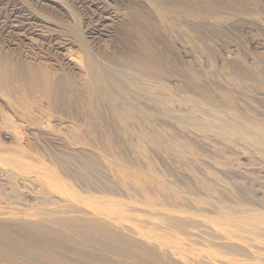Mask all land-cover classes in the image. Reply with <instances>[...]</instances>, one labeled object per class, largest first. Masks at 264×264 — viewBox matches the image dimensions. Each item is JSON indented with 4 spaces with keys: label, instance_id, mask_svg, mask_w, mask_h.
<instances>
[{
    "label": "bare ground",
    "instance_id": "6f19581e",
    "mask_svg": "<svg viewBox=\"0 0 264 264\" xmlns=\"http://www.w3.org/2000/svg\"><path fill=\"white\" fill-rule=\"evenodd\" d=\"M253 1L148 0L150 5L148 11L141 8L139 4L129 6L127 9V34L122 39L124 49L121 52L106 54L97 52L84 39L78 27L72 28V36L73 34L75 35L74 37L80 42L82 51L85 54L84 63H76L75 66V63L71 60L74 59L72 58L74 55L72 56L68 52L71 55L70 62L65 63L63 66L68 65V67L76 69L77 72H74V75L69 74L64 67L59 65L54 64L55 66H53L52 64V66H48V62V65L36 63L33 60L15 58L12 57L13 55H9L10 53L7 54V52L0 51V123L1 125L3 124L4 129L11 132L13 139L18 144L22 142L26 132L23 135L22 129L20 132L17 130L19 125L15 123V118L9 112H19L22 124L27 123L35 126V128L41 127L42 129L44 124L49 126L51 115L53 114L56 117L58 116L60 125L63 124V120L66 118L78 119L80 122L76 126L78 127L77 130H72V128V131L65 130L63 132L66 139L78 144L86 143L88 140L90 142L93 141L106 155L115 161H122V158L116 157L117 153L113 148L118 143L125 149L128 148L130 150L136 164L144 167L148 172L147 175H149L148 177L146 176V179H141L136 172H125L123 164L111 163L110 160H108L110 162L104 161L102 157L101 160L104 163L95 161L91 157H84L85 155L78 158V154H76L77 156L70 154L68 158L64 159L61 155L50 153L47 154V157L49 156L52 166H49L46 163H41L42 158L39 162L35 157H31L30 153L19 150L20 148L11 151V160L16 162L11 166L9 165L11 169L21 170V172H24L22 174L25 175L29 174L31 170L30 174L36 175L35 178L38 184L41 187H46L45 189H43L44 187L40 189L41 192L44 190L42 192L44 197L41 195L43 204L52 203L53 201L51 202L48 199L50 195L55 194L54 196H56L57 200L66 205L54 210L36 211L38 212L37 215L42 211L44 214L78 213L81 215L71 218H55V216L50 219L46 218V220H40L41 218L32 220L31 217L33 215L29 214V218H17L23 223L16 225V227L19 226L26 232L39 229L46 230V234L52 236L53 241L64 244H60L62 247H56L52 250V253L35 246L30 237L12 238L8 231L11 230L13 224L1 226L0 263L17 264L18 261L16 259H20V262L25 264H114L110 259L112 256L134 259L138 264H213L210 263L211 255H205L194 248V250H181L182 246L180 247V244L171 242L173 237H171L170 242H167L163 236L160 237V235L156 234L155 230L153 231L156 233L151 230L153 233L150 232L151 234L149 235L144 233V229H139L135 222L147 223V221L138 219L137 217L141 216L140 214L139 216L136 213L135 215L132 214V217L136 216V219L129 217L131 214L128 216L129 213L127 211L133 213L136 210L143 213L147 212L146 215L148 214L150 217L158 219L169 218L178 233L184 235L192 243L193 241L194 243L196 242L195 237L200 236L194 233L193 230H199L201 227L204 230L205 227L210 229L209 233L214 231L215 233H213L218 239L244 240L242 234H237L240 226L232 223L234 220L228 217L227 219L214 222L216 223L214 226H210L211 224L209 225L207 222L197 223V225L192 223L191 219H187L188 217H184L175 211H163L164 209L167 210V208H176V204L181 202V198L185 197L181 193L188 194L195 202H197V199H194L195 193L191 187H186L184 191H177L168 187L162 177L155 174L154 168L150 163L149 151L150 149L159 150L163 130H167L175 137L188 142L192 148H195L192 141V129L186 128L178 132L173 123L161 121V113L162 111L170 110V99L176 101L178 107L188 111L193 105L205 103L209 101L208 99L212 100V95L205 89L198 87L199 97L194 99L191 96L192 91L189 85V88L186 87V89L181 91H174L166 83L167 81L179 76L195 86V81L205 76L204 71H196L190 64H186L182 71H177L175 66L168 61L165 47L162 49L161 46H156L148 34L164 36L167 46L173 36L183 40V43L187 44L193 58L197 62L204 57L212 58L213 49L209 44L208 38L203 35L207 29V20L218 18L225 12L236 13L246 10L248 4L253 3ZM210 16L212 18H209ZM74 23L78 26V19H75ZM65 54L63 53V55ZM36 56L38 57V55ZM33 57L35 56L33 55ZM232 100L231 97H227V103L230 107ZM42 103L46 106L43 107ZM37 109L41 112L40 117L38 116L39 114H35ZM189 111V114H193L192 111ZM49 112L50 114H48ZM37 113L39 112L37 111ZM58 128L52 129L56 130ZM56 135L58 136V134ZM4 136L6 135L4 134ZM35 150L37 151V149ZM174 151L176 158L181 164L180 167L182 169L187 168L181 163L183 159L182 150L178 148ZM6 152L8 151L6 150ZM45 155L43 154L44 157H46ZM52 167H55V169ZM57 171L73 179L85 190L94 187V185H102L103 188H106L105 191L112 195L113 187L111 186L114 185L105 184L104 182L103 185L102 183L104 175L110 182L112 180L109 177H111L115 180V185L118 183V186L126 188V196L132 203L125 204L124 201L120 202L122 199L118 200L119 203L111 198L95 194L88 195L86 198L82 197L81 199L77 194L78 192H75V188L73 189L66 181L58 178L59 172ZM199 183L203 184V182ZM3 200H6L7 204L10 203L0 193V203ZM72 202H85L88 210L84 212L81 209H77L80 206L75 207ZM137 204L144 205L152 210L143 211L145 207L143 209L141 207V210ZM222 213L224 212L222 211ZM243 214L245 218L242 220L244 222V231L259 237L261 230L259 226L253 223L259 218L257 217L258 214L251 211H246ZM133 220H135L133 223L135 226L125 225V223L133 225L131 223ZM43 221L51 222L55 227L50 231L45 228L46 225ZM150 223L156 224L155 220ZM222 225L231 226L236 233L226 231V229L223 230L225 226ZM141 227H143V224ZM160 230L163 229L161 228ZM200 230L203 229L201 228ZM126 232H132L134 235ZM160 233L163 232L161 231ZM204 233L206 232L204 231ZM136 235H142L145 238L140 236V238H143L140 239ZM181 235L178 236L180 237ZM178 236L176 235V237ZM199 240L202 241V239ZM204 245L207 247V243ZM64 246L70 255H64L62 251ZM226 246L236 249L235 251H246L253 256L252 258L257 261V264H264V246L259 243L254 245V248L263 251L260 253L253 251L252 248H244L238 243L231 242L226 244ZM175 256L180 258L187 256L188 260L181 263L174 258ZM236 262V260H230L231 264ZM243 262L245 261L243 260ZM224 264L229 263L225 262Z\"/></svg>",
    "mask_w": 264,
    "mask_h": 264
},
{
    "label": "rangeland",
    "instance_id": "374dc122",
    "mask_svg": "<svg viewBox=\"0 0 264 264\" xmlns=\"http://www.w3.org/2000/svg\"><path fill=\"white\" fill-rule=\"evenodd\" d=\"M136 4H139L144 10L148 11L150 9L148 0H0V48L2 49L0 51L7 52V54L10 53L9 55H13L12 57L15 58L29 59L36 63H45L47 65L49 63L48 66L53 64V66L59 65L62 67H64L65 63L70 62L71 55L69 53H71L72 56L74 55L72 57L74 59L71 60L76 66V63H84L85 56L80 42L71 33L72 28L78 27L81 35L95 51L103 52V54L121 52L124 49L122 39L127 34V9L129 6ZM244 10L236 13L225 12L215 19L211 16L209 17L212 19L207 20V29L203 35L209 40V44L213 49V57H204L199 62L193 58L191 50H189L187 44L183 43V40L173 36L168 42L169 48L164 36L148 34L156 46H161L162 49L165 47L167 59L175 66L177 71H182L186 64H190L196 71H204L205 76L197 79L195 86L179 76L167 81L166 83L174 91H181L186 89V87H190L192 98L198 99L199 87L212 95V100L208 99L209 101L193 105L192 108L188 109L193 114H189L188 111L178 107L173 99L169 100L170 110L162 111L161 113V121L173 123L178 132L186 128L192 129V141L195 148H192L188 142L175 137L167 130H163L162 138L160 139L161 147L158 151L153 149L149 151L150 163L154 168L155 174L161 176L168 187L177 191H184L186 187H191L194 189V199H197V202H195L188 194L181 193L185 196L180 200L183 204L179 202L176 204V208L162 210L175 211L184 217H188L187 219H191L194 224L207 222L209 225L211 224L210 226H214L216 224L214 222L227 219L228 217L234 220L232 223L240 226L237 234H242L244 240L218 239L214 231V233L211 231L209 233L210 229L205 227L204 230L201 227L203 230H200L201 228L199 229L200 231L193 230L194 233L200 236L195 237L196 242L194 243L193 241L192 243L184 235L178 233L169 218L158 219L150 217L148 214L146 215L147 212L143 213L138 210L133 211V213L127 211L129 213L128 216L131 214L129 217H132V214L135 215V213L137 216L140 214L141 216L137 218L143 219L147 223L135 222V220L131 223L135 222L139 229H144V233L149 235L157 232L156 234L160 235V237L163 236L167 242H170L171 237H173L171 242L180 244L179 246H182L181 250L195 249L205 255H211L210 263L213 264H224L225 262L231 264L230 260H236L235 264H257V261L252 258L253 256L250 253L240 250L235 251L236 249L226 246V244L231 242L238 243L244 248H252L257 253L263 251L254 248V245L259 243L264 246V0H254ZM75 19H78V26L74 23ZM63 53L66 54L63 55ZM64 68L65 71L72 75L77 72L76 69L68 67V65ZM228 96L233 99L231 107L227 103ZM42 104L40 105L46 106L44 103ZM9 114L15 118V123L19 125L17 130L20 132L22 129L23 135L26 132V136L24 135V139L18 144L13 139L11 132L4 129L3 124L1 125L0 123V193L5 196V199L7 198L10 201L9 204H7L6 200L0 203V212H2L0 213V227L5 224H13L8 233L14 239L24 236L30 237L35 246L52 253V250L56 247H62L60 245L62 243L53 241V237L46 234V230L39 229L26 232L21 227H16V225L23 223L18 220L19 217L29 218L30 216L28 215L31 214L33 215L31 217L32 220H38L37 218L46 220V218L50 219L55 216V218H71L81 215L78 213L44 214L43 211L37 215L38 212L36 211L54 210L66 205L59 202L54 196L55 194L50 195L48 199L51 202L55 201L54 204L53 202L43 204L42 196L44 197V195L42 192L44 190L41 192L40 189L42 187L45 189L46 187H41L38 184L35 178L36 175L30 174L31 170L26 176L22 174L24 172H21V170L11 169L10 166L16 163L11 160V151H15V149L18 150L20 148L19 150L30 153L31 157H35L39 162L42 158L41 163H46L49 166H52V163L49 161L47 154L61 155L64 159L68 158L70 154L74 156L78 154V158L85 155L84 157H91L101 163H104L102 160H110L111 163L123 164L125 172H136L141 179H146V176H149L144 167L136 164L130 150L128 148L125 149L118 143L113 148L117 153L116 157L122 158V161H115L106 155L93 141L90 142L88 140L86 143L78 144L66 139L63 132L72 128V130H77L78 127L76 126L80 122L78 119L66 118L63 120V124L60 125L58 116L56 117L53 114L51 115L49 126L44 124L42 129L41 127L35 128V126L27 123L22 124L19 112H9ZM35 114H39L38 116L40 117V110H35ZM52 128L58 129L53 130ZM7 148H10V150ZM178 148L183 152L181 163L187 168L182 169L178 158L175 156L174 150ZM100 152L101 154H99ZM42 153L44 155L46 153V157ZM52 168L55 169V167ZM131 168H134V170ZM58 178L66 181L73 189L75 188V192H78L77 194L81 199L82 197L86 198L88 195L95 194L111 198L116 202L122 199L120 202L124 201L125 204L132 203L126 196V188L118 186V183L115 185V180L111 177L109 179L112 181H108L106 175L102 178V183L115 186H111L113 187V193L110 192L113 196L107 193L105 191L106 188H103L102 185H94V187L85 190L73 179L60 172L58 173ZM199 182H203V184L201 185ZM72 203L75 204V207L80 206L77 209H81L84 212L88 210L85 202ZM140 205L137 204L140 209L145 207ZM146 210L151 211L152 209L145 207L143 211ZM246 211L258 214L257 217L259 218L253 223L259 226L261 230L259 237L244 231V222L242 220L245 219L243 213ZM132 218L136 219V216ZM156 219L160 220L162 224ZM154 220L156 224L150 223L152 224L150 225L149 222ZM43 223L47 226L45 228L50 231L55 227L51 222L43 221ZM141 223L143 227H141ZM135 224L125 223L127 226H135ZM151 226L152 228L150 229ZM222 226H225L223 230L226 229V231L236 233L231 226ZM161 228L163 230H160ZM166 229H169V232ZM161 231L163 233H160ZM126 233L133 234L132 232ZM176 235L181 236H178V238ZM140 236L145 238L142 235H136L137 238H140ZM176 239L180 240L177 241ZM199 239H202L203 242ZM204 242L207 243V247ZM189 243L191 246H189ZM65 249L64 246L62 248L64 255H70ZM188 255L190 256L189 253ZM186 257L175 256L174 258L184 263L188 260ZM212 258L214 259L212 260ZM110 259L114 264H138L136 260L127 257L111 256ZM16 261H18L17 264H25L20 262V259H16Z\"/></svg>",
    "mask_w": 264,
    "mask_h": 264
}]
</instances>
